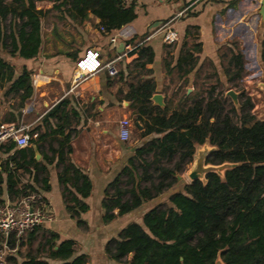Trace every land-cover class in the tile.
I'll list each match as a JSON object with an SVG mask.
<instances>
[{
    "label": "trees",
    "instance_id": "obj_1",
    "mask_svg": "<svg viewBox=\"0 0 264 264\" xmlns=\"http://www.w3.org/2000/svg\"><path fill=\"white\" fill-rule=\"evenodd\" d=\"M36 1L0 0V88L7 83L4 95L17 97L19 102L32 94L31 72L23 67L14 75L15 66L3 55L36 56L41 44V20L51 9L79 22L91 13L106 32L121 28L136 16L135 4L125 0H48L52 5L46 9L37 8ZM197 30L198 26L189 25L185 37L196 34L198 39ZM261 34L263 57L264 26ZM197 39L189 45L186 41L181 44L172 66L171 59H163L166 73L176 70L182 78L195 69L201 51ZM125 40L133 42L134 37ZM133 52L137 57L113 78L122 80L125 74L128 89L122 98L128 101L138 135L150 137L133 149L104 188L102 220L128 213L171 189L179 180L178 174L192 161L197 145L207 142L214 146L205 163L230 162L233 166L222 176L209 171L204 181L194 179L157 200L143 212L140 222L127 223L106 241L105 253L127 264H214L217 257L223 264H264V117L256 119L246 103L241 104L239 112L234 106L227 111L224 99L214 94V84L207 87L205 95L202 91H184L170 110L168 101L162 107L154 104L151 96L156 83L149 75L154 49L142 43ZM228 64L226 79L239 78L244 69L242 51L231 48ZM75 114L68 98L60 99L30 131L36 136L30 137L27 146L15 148L12 141L0 145V152L13 150L0 158V168L7 172L6 193L14 201L29 192L26 185H20L18 169L29 172L33 181L41 182L47 190L46 164L54 161L65 208L77 225H82L81 213L88 208L83 199L90 193L91 182L69 159L72 149L68 141L74 133L69 117ZM50 120L54 126L46 129ZM48 134H59L61 139L50 156L42 157L45 164L35 158L33 145L40 151L39 142ZM37 227L25 239L10 234L8 245L22 257L18 263L14 256L7 255L11 264H49L48 259L59 264H89L85 254H76L71 239H60L55 231ZM128 253L132 254L130 258Z\"/></svg>",
    "mask_w": 264,
    "mask_h": 264
},
{
    "label": "crops",
    "instance_id": "obj_2",
    "mask_svg": "<svg viewBox=\"0 0 264 264\" xmlns=\"http://www.w3.org/2000/svg\"><path fill=\"white\" fill-rule=\"evenodd\" d=\"M40 1L43 0L36 1L37 8H42L38 4ZM44 1L50 3L46 7L50 8L52 2ZM125 2L134 3L136 11L135 18L122 26L125 27V32L129 33V38L134 37L133 42L130 43L150 44L154 49L153 62L149 65L152 73L149 75L154 77L155 93H160L161 80L165 78L166 69H164L163 59L165 57L171 59L170 66H172L181 44L186 41L189 45V41L196 35L185 37V29L189 25L198 26L197 41L201 42L199 54H207L210 50L208 47L212 48L211 45H214L215 41L221 43L229 39L230 32L234 31L236 26L252 30L257 23L256 17H259L257 10L260 5V0H125ZM247 14H251L248 21L244 18ZM61 17L66 18L71 24L70 28L57 32L49 30L45 35L40 31L41 44L37 55L32 58L18 57L20 59L18 67L10 61L15 66L14 75L19 74L23 67L31 72L33 91L27 100L19 102L17 97L4 95L7 83L0 88V124L19 122L26 126V131L30 134L32 129L41 124L42 116L54 104L64 97L68 98L69 106L76 112L69 117L71 128L74 130L68 141L72 149L69 159L88 176L91 182L90 193L83 199L88 205L87 210L80 216L83 224L77 225L65 208L61 185L57 179L58 167L54 161L46 164L42 158L44 155L50 156L51 150L59 147L58 141L61 139L59 134H48L39 142L40 151L36 148L39 154L36 159H43V163L46 164L49 188L44 190L41 182L33 181L32 175L22 168L18 169L20 185H26V191H38L45 200L48 218L37 228L53 230L58 233L60 239H71L74 242L76 254H85L89 264H127L110 259L104 251V245L127 223L140 222L143 212L149 207L146 205H149L150 201L104 222L101 199L104 188L131 154L130 147L118 137V124L124 115L121 109L131 113L128 101L122 98L128 89V82L125 74L122 80H119L118 76L113 78L105 69H99L80 81L74 80L76 61L87 50L97 51L101 60L108 61L124 52L127 41L119 38L113 43L109 42L108 36L99 30L97 25L99 19L91 13L82 22L72 20L66 15ZM234 18L237 20L235 27L231 26V20ZM167 22L179 34L176 43L163 42L162 35L158 33L160 27ZM254 30L256 32V26ZM44 37L48 40L45 46H43ZM169 45L174 46L173 50H166ZM3 56L8 60L7 55ZM131 63L132 61L118 59L116 66L119 70L125 64ZM48 126H54L52 120L46 129ZM40 129L43 131L44 127L41 126ZM12 151L0 152V158L4 159ZM6 176L5 169L0 168V188L2 189L0 204L5 201L15 203L22 196L14 201L8 199ZM26 234L23 235V239L26 238ZM10 249L11 253L9 252L8 255L14 256L19 263L22 257L15 252L14 248ZM24 249L25 246H22L21 250ZM131 256L132 254L128 253V257ZM48 263L59 264V261L48 259Z\"/></svg>",
    "mask_w": 264,
    "mask_h": 264
},
{
    "label": "rangeland",
    "instance_id": "obj_3",
    "mask_svg": "<svg viewBox=\"0 0 264 264\" xmlns=\"http://www.w3.org/2000/svg\"><path fill=\"white\" fill-rule=\"evenodd\" d=\"M38 4L43 9H46V7L50 5V3L44 0L38 2ZM223 16L224 15H222V17ZM250 16L251 14H247L244 17L245 20H250ZM256 18V32L254 30L255 26H253L252 30H245L236 26V18L231 20V26H236L234 31L230 32L231 37L223 40L221 43L215 41L214 45H211L212 48L208 47L210 50L207 54H199L195 69L185 77L180 78L175 70L170 73L165 72V78L163 77L161 80L160 93L163 95L162 101L169 102V110L176 107L177 99L184 91L187 94H191L194 91H202V95H205L207 87L214 84V94L224 99V106L227 111H230L231 107L234 106L235 111L239 112L241 104L246 103V109L253 114L256 119H262L264 117V94L262 90L257 87L258 82H264V56H260V32L264 25H261L260 17ZM70 27L71 24L66 18H62L57 10H50L41 21V32L43 35L49 30L57 32L61 29L67 30V28ZM194 38L197 39L195 36ZM195 39H191L189 41L190 44L192 43L191 41L195 42ZM47 41V38L44 37L43 46H45ZM173 48V45H169L166 50L171 51ZM231 48L242 51L244 55V69L239 78L228 81L224 70L229 66L228 58ZM7 59L15 63L16 67L20 65V59L18 57H10L7 55ZM228 90L236 92L239 107H236L231 97L227 95ZM121 110L124 112L122 118H127L130 122V136L125 141V145L130 147L132 153L133 149L142 144L150 135L146 138H141L138 135V131L135 129L133 115L131 113L129 114L127 110ZM16 124H19V122ZM209 147L208 143L197 145L194 153L196 154L201 149ZM193 163L194 160L186 166L185 170L178 174L179 180L171 189L151 200L149 205L146 206H151L157 200L165 198V196L173 190L181 189L185 183L190 182L187 171L193 166ZM219 172L222 173L223 170ZM8 257L11 256L9 255ZM8 261L9 264H11L10 258H8ZM217 261L221 263L219 257H217Z\"/></svg>",
    "mask_w": 264,
    "mask_h": 264
},
{
    "label": "built area",
    "instance_id": "obj_4",
    "mask_svg": "<svg viewBox=\"0 0 264 264\" xmlns=\"http://www.w3.org/2000/svg\"><path fill=\"white\" fill-rule=\"evenodd\" d=\"M99 30L108 36L109 42L113 43L119 38L128 39L129 33L125 32V27L118 28L113 32H106L100 26ZM158 33L162 35L163 42L167 44L175 43L179 39L178 32L172 28L169 22L163 24ZM148 39V38H147ZM140 44L126 42L124 52L116 58L103 61L97 51L87 50L85 54L76 61L75 81H80L93 74L99 69H105L113 76L118 69L116 61L123 59L127 62L133 61L137 53L133 52ZM130 122L127 118H122L118 124V137L125 142L130 136ZM36 133L29 134L26 126L15 123L0 124V145L9 141L14 142L15 148H22L29 144L30 137H35ZM48 218L45 211V200L38 191H29L22 195L17 202L5 201L0 204V264H9L7 255L11 251L7 239L10 234L17 237L23 236L35 227L39 226Z\"/></svg>",
    "mask_w": 264,
    "mask_h": 264
},
{
    "label": "water",
    "instance_id": "obj_5",
    "mask_svg": "<svg viewBox=\"0 0 264 264\" xmlns=\"http://www.w3.org/2000/svg\"><path fill=\"white\" fill-rule=\"evenodd\" d=\"M257 13L260 17L261 25H264V0H260V5H259V8L257 10ZM257 87L259 89H261L263 94H264V82H261V81L258 82ZM227 95H229L231 97L234 105L236 107H239V104L237 103L236 92H234L233 90H228ZM151 100L154 104H157L161 107L164 105V102L162 101V96L160 93H153L151 96ZM206 143L207 142H205L203 144H206ZM209 146H210L209 148L201 149L196 154L195 153L193 154V158H192V160H194L193 166L187 171V175H188L190 181H192L194 179H200L201 181H204L205 180V177H204L205 173H207L209 171L216 172L220 176H222L223 172L220 173L219 171H222V170L224 171L226 168L233 166V163H230V162H223L221 164L205 163L206 155L208 154L209 151L214 149V146H211V145H209ZM33 150L35 153V158H38L39 154L36 150L35 145H33ZM214 264H223V263H222V261H221V263H219L217 261V258H216Z\"/></svg>",
    "mask_w": 264,
    "mask_h": 264
}]
</instances>
